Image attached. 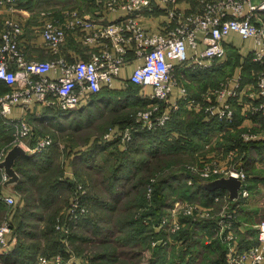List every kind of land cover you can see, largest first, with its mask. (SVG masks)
<instances>
[{
  "label": "built area",
  "instance_id": "built-area-1",
  "mask_svg": "<svg viewBox=\"0 0 264 264\" xmlns=\"http://www.w3.org/2000/svg\"><path fill=\"white\" fill-rule=\"evenodd\" d=\"M17 0H0V6L7 8L4 20L0 25V81L9 87L0 93V113L4 123L12 130L14 143L22 144L30 136L33 128L26 115L32 103L37 102L41 107L56 111L75 109L88 101L92 95L104 87L111 88L118 78L121 69L127 63L128 51L133 58L140 62L132 71L129 81L140 86H150L151 92L147 95L149 109L139 111L132 119L138 130L155 131L166 124L171 118L170 112L164 111L170 106L172 111L179 109L177 103L170 104L169 98L172 86L178 83L174 72L178 64L188 65L198 69L212 66L213 61L225 52V37L236 31L242 38L253 37L255 45L252 48V58L262 68L256 79V94L258 104L252 105L251 112L260 115V125L263 132L249 131L243 133L244 142L264 138V0H198L197 8L193 11L181 9L177 0H104L107 11L119 7L126 8V14L120 19L107 23H98L96 20L80 15L78 10H65L66 18L58 20L48 11H41L44 18L40 33L46 46L53 53L50 59H28L20 45L23 26L20 19L12 15L17 6ZM163 4L165 14L171 22L167 30L154 32L143 27L138 19L142 12L152 13L157 3ZM50 15V17H48ZM74 30L95 50L88 58L68 59L62 54L67 32ZM199 31L203 32L201 36ZM200 43L203 47L198 50ZM194 53L188 56L187 50ZM57 72L56 77L47 76V72ZM183 96L185 89L181 88ZM224 92L221 93V96ZM230 98L218 110L212 106L205 107L208 117L218 122H224L228 129H235L237 123L232 107L237 101L238 93L229 89ZM195 99L189 100V103ZM22 106L20 118H10L9 112L15 105ZM120 133V131H119ZM112 134H106L108 138ZM119 135V134H118ZM130 134H121V145L130 141ZM49 135L36 139L33 145L26 147L32 154L42 153L52 145ZM7 150L0 151V160ZM1 168V167H0ZM215 162L204 161L198 169L204 180H211L219 176L234 175L241 180L238 197L235 200H247L251 195L249 181L243 167H235L229 173L222 174ZM6 177V176H5ZM191 181L189 180V183ZM74 181V188L70 195L65 215L58 214L55 218L54 229L60 239L68 246L69 236L81 219L89 213L88 203L84 199L85 190ZM149 199L151 195H148ZM1 199L11 206L16 203L14 195H1ZM229 200L228 192L220 191L212 196V202ZM195 210L200 215H208L209 210H202L195 204L186 207L187 213ZM207 211L206 213H202ZM196 213V212H195ZM169 216V215H168ZM167 217V216H165ZM239 217L235 206L223 210L217 220V226L226 233L227 249L224 252L227 264H262L264 261V201L261 218L255 224L256 241L243 246L237 240V234L232 229ZM168 219L159 221L157 228H164ZM77 222V224H75ZM179 228L173 220L170 231ZM165 229H168L165 227ZM14 228L9 220L0 223V264L2 256L8 252L10 236L15 239ZM240 242V241H239ZM60 251L46 255H36L33 264H71L70 259Z\"/></svg>",
  "mask_w": 264,
  "mask_h": 264
},
{
  "label": "rangeland",
  "instance_id": "rangeland-1",
  "mask_svg": "<svg viewBox=\"0 0 264 264\" xmlns=\"http://www.w3.org/2000/svg\"><path fill=\"white\" fill-rule=\"evenodd\" d=\"M24 1L17 0L16 3L18 5ZM46 1L52 4H62L67 9L78 6V3H83L82 0ZM40 8L43 10H36L35 14L38 13L40 15L41 11H47L44 7ZM5 14L1 18L0 25L5 18ZM43 19L41 18V23ZM236 53L237 51H229L228 61L220 64L213 61L215 65L222 68V70L219 69L220 76L221 72H224L223 75L226 76L228 72L234 70L236 67ZM177 70L178 67L174 70L176 74L178 73ZM101 92L102 94L93 96V100L89 102V105H92L91 107H77L76 109H81V111L77 112L73 119L78 125L82 124V127L78 128L80 129L79 133H76L80 134V141L84 136L83 134L93 132L95 140L100 146L109 145L105 149H101V147L94 149L91 147L85 151L86 161L78 157V160L73 162L75 168L74 181L79 182L78 184L85 190L84 199L88 203L89 213L84 218L87 223L82 222L81 226L76 227L75 231L71 232V235L77 233L76 237L72 236L71 239L69 238L68 250L70 252L69 256H72L70 259L71 264H151L150 261H153V264H227L224 255L227 249L226 233L217 226L219 215L223 210L235 206L238 217L242 221L238 220L232 231H235L238 235L237 240H239L237 243L240 245L243 241V236L238 234V227L242 226L246 231H252L253 229L256 231L255 224L259 220L257 213L253 211L257 207L256 203L248 202L252 199V194L249 196L250 199L247 198V200L249 199L247 202L250 205L243 202V200L236 201L235 204L231 200L219 202L205 200L193 191L194 179L192 176L199 177L198 169L203 165L204 161L215 162L222 174L229 173L232 168L243 167L247 176H249L248 181L252 186L251 188L259 189L264 184V159L256 158L250 166L245 167L244 159H242L243 154L239 146L237 149L235 148L236 140L239 139L238 141L244 142L242 134L249 131H242L241 129L240 131H238L239 129L236 131H228V129L218 130L217 126L210 125V128H213L214 131H210V128H207L209 129L208 133H205L207 138L198 140V142L202 141L204 143L206 152L200 151L199 147L195 149V152H188L191 150L189 148L187 152L182 154L162 152L157 150V141L160 140L156 135L158 130L152 131L151 134L153 136L147 138L150 132L148 134L141 132L133 124L134 120L132 118L139 111L149 109L146 105L148 102L146 98L141 101V97L134 95V91L132 92L128 89L125 92L123 90ZM98 97L100 100H96ZM145 100L146 103H143ZM34 120L36 121L35 123L33 121L31 123L29 120L28 122L36 128L38 127L37 118L35 117ZM175 120L177 121L178 118ZM197 121L198 119L195 122ZM6 128L9 131L6 132V139L1 142L5 145L4 149L8 150L16 142L14 143L11 129L7 126ZM223 130L227 134H221L223 136L221 137L219 134ZM49 131L51 132L44 135H49L53 143L49 147L50 149L46 150V153H49L51 149L59 145L58 140L66 145L69 139L67 135L55 136L53 135V130L50 129ZM125 132H128L131 138L125 148H123L124 146L121 145V134ZM108 133L112 135L105 138ZM179 134L184 141L188 137L183 135V133ZM177 136L178 134H175L171 136V139L167 138L161 146L168 147L169 142H176ZM140 137L143 139H139ZM113 138L116 139L112 141L111 139ZM178 142L181 141L178 140ZM155 150L157 151L153 153ZM52 153L53 151L50 154ZM211 153L212 155H209ZM58 160V157L55 158L53 163H46L45 161L38 163L31 157L27 160H20V167L25 171L23 173L18 171L23 187L18 189L17 194L27 199V209L24 211L20 210V214L16 215L15 219L13 218L14 220L11 221L15 225L13 230L15 239L12 238L11 234L9 244L12 241L15 242L9 245L12 246V251L7 250L8 252L2 256L1 264H32V258L36 254L47 255L62 247L60 239L55 233L54 224L58 212L65 206L67 207L69 200H65L62 205L50 204L48 208L41 207L37 203L44 191V186L42 185L46 182V179L51 178L53 180L61 177L63 164L58 162ZM138 161H141L140 167L131 175H128V172H122L125 165ZM115 167L119 168L117 174L122 172L120 175L127 179H124L125 185L121 183V180L119 181L120 184L118 186L123 188L124 191H122L120 199L116 201L115 209L108 211L105 205L110 203L113 195H111L108 186V179L111 176V170ZM184 169L192 172V174L189 175L190 172H185L183 171ZM173 172L177 174H173ZM180 172L188 173V176ZM0 174V182L3 185L6 179H4L3 168H0ZM175 177L176 179H174ZM137 180H140V182ZM162 180H165L166 183H159ZM189 180L191 181L190 183ZM157 181L158 184L155 186V191H158L160 195L157 197V193H155L156 199L153 201V199H149L148 195H152L153 185ZM133 182L138 183L135 187L129 186L127 188V185H131ZM14 186L12 187L13 190ZM41 186L43 190L40 189ZM130 203H136L137 205L130 208L128 206ZM143 204L148 208L149 212L144 216L142 222L136 220L133 225L124 224L126 226H123L121 231H116V229L114 233L111 231L109 226L116 222L117 218L123 214L127 217L128 214L132 213H134L133 218H135L138 215L140 206ZM190 204H195L202 210L208 209L209 214L200 215L197 210L187 213L185 210ZM146 207L143 208L146 209ZM6 209L8 210L5 214L7 212L10 213L14 206H7L4 210ZM206 212L203 211L202 213ZM110 214L111 216H109ZM64 215L65 213H61L60 217ZM156 218L159 221L168 219V224L165 226L168 229L164 227L160 228V230L158 228L155 230L158 223H155ZM89 220L92 222L88 224ZM120 220L124 221L125 218ZM173 220L176 224H179V228L170 233L172 232V230L170 231V225L171 227L173 226ZM2 221L3 219L0 220V223ZM102 224L104 226L100 227ZM119 236L127 243H118ZM19 242L23 243L19 244ZM17 248L18 250L20 248L21 251L19 252ZM113 248H116L115 255L111 256L113 259L107 256L101 259L97 258L100 255H97V252H104ZM108 254H111V252Z\"/></svg>",
  "mask_w": 264,
  "mask_h": 264
},
{
  "label": "crops",
  "instance_id": "crops-1",
  "mask_svg": "<svg viewBox=\"0 0 264 264\" xmlns=\"http://www.w3.org/2000/svg\"><path fill=\"white\" fill-rule=\"evenodd\" d=\"M82 2H83L82 4L78 3V6L75 7L73 6L74 9L78 10L80 15L94 19L98 23H107L109 21L120 19L123 16H125V14L127 13L126 8L124 7H119L118 9L113 11H107L106 8L104 7V0H82ZM177 4L181 9L185 11H193L195 8H197L198 0H177ZM40 7H44L45 10L50 12L52 17L58 20H64L66 18L64 9L67 8H64V6L59 3L52 4L51 2H47L46 0H25L24 2L16 6V9L13 10L12 15L20 19V21L22 22L23 33L21 34L20 45L28 59H50L54 57L53 53L46 46L43 36L40 33V26H41L40 21L41 18L43 17L38 13L35 14L36 10H43ZM163 8H164L163 4L158 2L154 12L152 13L142 12L141 14H139L138 19L140 23L143 25V27L154 32H163L167 30V28L170 25L169 21L171 22V20L170 17L167 14H165ZM6 10L7 8H4L2 6L0 7V22H1V18L3 17V14L7 12ZM202 34L203 32L199 31L198 35L201 36ZM224 44H225V52L223 55L217 57L214 60L215 63L220 64L222 62L228 61L227 56L229 51H237L236 53L237 57L235 60L236 67L234 66L235 67L234 70L228 72L226 76L223 75L224 72H221V76H220L219 69L222 70V68H219V66L215 65L214 62L212 63L214 64L213 66L205 69H198L191 66L189 67L188 65H181V64L177 65L178 83L172 86L169 102L170 104L173 105L177 103L179 105V109L176 111H172L169 106L165 108L164 111L170 112L171 114V118L168 120L170 121L168 123L169 125L174 123L176 121L175 120L176 118H178V120L176 123L172 124L173 130L168 131L167 132L168 135L166 134V137H164L165 136L164 135L163 138H165L166 140L167 138L171 139L172 135L178 134V136L176 142H169V146L167 148L168 151H170V148L177 146L178 149L173 150L174 153L182 154L187 152V149L189 148L191 150L188 152H195V149H197L198 147L200 148V151L206 152V150L204 149L206 148V146L202 141L198 143V146L193 144L186 145V143H184V141L182 140L181 142H178L179 140L178 138L180 136L178 133L179 131L177 128L178 125L177 123L183 124V126L185 127V123L197 124L200 122L202 123L209 122L211 118H209L207 113L205 112V107L212 106L216 110H218V108L230 98L229 89L233 91H237L238 96H237V101H233L232 104L235 113V120L237 123V127L231 130L228 129V131H236L238 129H239L238 131H240L241 129L242 131L257 132V130H259L263 132V130H261L262 128L260 127V122H262L260 115L257 114L256 112H251L252 105L258 104L260 101L255 96L252 95L256 94V79L262 68V66L252 58L251 52H252V48L255 45V40L253 37L244 39L239 35L238 32L231 31L225 37ZM202 47L203 45L202 43H200L198 50H201ZM94 50H95L94 45H89L84 43L80 38V36L74 30L72 29L68 30L66 42L62 49V54L66 58L85 59L88 58ZM193 53L194 50L188 48L187 50L188 56H191ZM127 59L128 61L121 69L118 78L114 80L112 87L108 89L116 90V91L123 90L124 92L127 90L126 86L128 85L129 77L132 71L134 70V68L140 62V60L137 61L136 59L133 58V53L131 50L128 51ZM57 75H58L57 72H52V71L47 72V76L49 77H56ZM136 85L138 86V88L135 89L134 95L141 97L142 98L141 101H143L144 98L147 99L146 97L147 95L144 94L150 93L152 90L151 87L150 86L144 87V86H140L139 84ZM181 88L185 89L186 95L183 96ZM8 89L9 87L0 81V93L5 92ZM222 92H224V95L221 96ZM191 99H195L196 100L195 103L194 102L189 103V100ZM89 102L90 99L84 102L83 104H81L80 106L91 107L92 105H89ZM80 111L81 109L78 110L76 108L56 111L53 109L41 107V105L38 104L37 102L32 103L28 109L26 118L28 117V120L31 123L32 121L35 123L36 121L34 120V118L36 117L38 127L34 128V125L30 124L33 128V132L30 136L25 138L21 144V146H23L24 148L33 145L38 137L43 136L46 133H50L51 132L49 131L50 129L54 131L53 135L55 136L67 135L69 139L68 142H66V145H64L63 142H59L60 140H58V144H59L57 145L58 147L56 146L55 148L51 149L49 153H46L47 152L46 150H48L46 149L39 154H29V153L27 154L28 156L33 158L34 161L38 163L44 161L46 163H51V162L53 163V161H55V158L58 157L59 158L58 162L63 164L61 168L62 176L68 181L71 180V182L74 181L75 168L73 162L78 160V156H79L78 150L82 149L83 151H85L89 149L90 147L89 144L95 138L94 133L90 132L83 134L84 135L83 138L81 139V141L79 140L80 134H76V133H79L78 131H80V129L78 128L82 127V124L78 125L76 122L73 121V119L76 113ZM22 115H23L22 106L18 104L11 108L8 116L10 118L16 119V118H20ZM196 119H198L197 122H195ZM0 120H1L0 145H2L0 146V151H2L5 148L4 147L5 145H3L2 142L6 139L5 135L6 132L9 130L6 128V126L8 127V125L4 123V118L1 116V113H0ZM180 127L182 126L180 125ZM224 130L221 131L219 136L223 137L222 135L226 133V131ZM151 136H153V134H149L147 138ZM139 139H143V138L140 137ZM261 139L264 138H258L257 140H261ZM235 148L237 149L236 146ZM52 151H53L52 154L54 155L50 154ZM209 155H212V153ZM22 156L23 155L18 157L17 160H19ZM5 178L6 177L4 175V179ZM249 186L250 188L252 187L251 184H249ZM71 188H72V184L62 185V187L58 189L56 198L54 199V203L52 204L62 205L65 203V200L68 201L70 198L69 195L71 194V190H72ZM254 188L255 187L250 189L252 194V199L249 200L250 199L249 198L248 199L249 201L243 200V202L245 203L255 202L257 207H255L253 211L257 213V216L260 219L263 212L264 184H262L259 189H254ZM12 190H13L12 188L5 187L0 182V196L14 195L16 197L17 202L15 204L16 206L14 205V209L12 210L13 212L10 211V213L7 212L6 214L5 212L8 209L4 210L5 207L7 206L12 207V206L6 204L0 198V217L4 215L1 219L4 220L7 218V220H9L10 222L11 220H13L15 214L18 215L20 214L21 211L25 210L24 208L25 203L23 198L20 197V194L16 193L15 188L13 191ZM236 201L239 200L234 199L232 200V203L235 204ZM250 203L248 204L250 205ZM65 210H66V206L60 209L58 214L64 213ZM240 219L241 218H239V221H242ZM238 229H237L238 234H240V236H243L242 238L243 241L241 240L243 246H248L250 244L255 243L256 232L254 231V229L252 231L250 230L246 231L245 229L242 228V226L238 227ZM14 242L15 241H12L10 244ZM22 243L23 242H19V244ZM9 245L7 249L9 251H12L11 248L12 246ZM18 251L20 252L21 249L19 248ZM262 264H264V261L262 262Z\"/></svg>",
  "mask_w": 264,
  "mask_h": 264
},
{
  "label": "trees",
  "instance_id": "trees-1",
  "mask_svg": "<svg viewBox=\"0 0 264 264\" xmlns=\"http://www.w3.org/2000/svg\"><path fill=\"white\" fill-rule=\"evenodd\" d=\"M137 88H138V86L134 82H131V81H129L128 82V85L126 86V89H128L129 91H132V92L133 91L135 92V89H137ZM101 91H112V90L111 89H108V88H103L99 92L94 93L92 95V97L90 98V101L93 100V96H95L97 94H102ZM100 97H102V96H100ZM96 100H100V98L98 97V99H96ZM144 102H146V100ZM169 122L170 121H168L164 127H162V128L160 127V128H157L156 129V130H158V132L156 133L157 138L160 139L159 141H157L158 142V144H157L158 149L157 150H160L162 152H167V153L168 152L174 153L173 150H177L178 149L177 146H174L173 148H170V151H168V149H167L168 147L167 146H164V145L161 146L162 144H164V141H166L165 138H163L162 135L165 134L164 137H166V134L168 135L167 132L173 130L172 124L176 123L177 121H175L174 123H172L170 125L168 124ZM177 124H178L177 125V128H178V131H179L178 133H183V135H187L188 136L185 139V141L183 140V137L180 134H179L180 137L178 138L180 141L181 140L184 141V143H186V145H188V144L198 145V143H199L198 140L199 139L207 138V135L205 133L206 132L208 133V130L209 129H207V128H210V125L211 126H217L218 127V130L228 129L227 128V125L224 122H218V121L212 120V119L209 122H206V123H202V122L197 123V124H194V123H185V127L183 126V124H179V123H177ZM180 125L182 127H180ZM183 127H184V130H183ZM211 130H213V128H210V131ZM139 131L145 132L147 134L149 132H150L149 134L152 133L151 131H145V130H139ZM195 137H197V138H195ZM115 139L116 138H113L111 140L113 141ZM238 140H236V142H235L236 145L235 146L237 148L239 146L240 151L243 154V158L242 159H244L243 163L245 164V167L250 166L255 161L256 158H264V139L255 140V141H251V142H242V141H238ZM89 145H90L89 148L92 147V148L95 149L96 147H98V148L101 147V149H105L106 146H108L109 144L104 145L105 147L103 145L100 146L99 143L94 138ZM157 150L153 151V153H155ZM85 151L82 152V149H79L78 150V153H79L78 154L79 155L78 157H81V159H84L86 161V158H85V153L86 152ZM29 157L30 156H28V154L27 155H23L19 160H17L15 162L14 167H15L16 171H19L21 173H23L25 171L24 169H22L20 167V160H22V159L27 160ZM140 163H141V161H138V162H134V163H130L128 165H125V168L122 170V172H128L127 174L128 175H131L134 171H136L140 167L139 166ZM118 171H119V168L118 167H115L113 170H111V176L108 179L109 180L108 181V186L110 188L111 195L113 194L112 197H111L110 203H108V205H105V207L107 208L108 211H112V210L115 209V207H116V205H115L116 204V201H118L120 199L121 193H122V191H124V189L123 188H120L118 185L120 184V182H119L120 180H121V183L123 185H125L124 184V179H127V178H124V176H121L120 175L122 172L120 174H117ZM183 171L190 172V171L185 170V169ZM180 173H182L183 175L188 176V173H186V174H184L183 172H180ZM173 174H177V173L173 172ZM190 174H192V172H190L189 175ZM128 175H126V176L129 177ZM192 178L194 179V183H193V186H192L194 188L193 191L196 194L202 196L203 199H205V200L212 201V196L213 195L217 194L220 191H226L224 189H214V190H208V189H206L204 187V185H203L204 179L200 175H199V177L192 176ZM174 179H176V177ZM137 181L140 182V180H137ZM138 182H133L131 185H127V188L129 186H134L135 187V185ZM159 183H166V182H165V180L164 181L162 180ZM64 184H66V185H69V184L71 185L72 184V188L71 189L73 190V188H74V181L73 182H71V180L68 181L67 179H65L62 176V174H61V177H59L57 179H53V180L51 178L46 179V182L42 185V186H44V191L42 192V194L39 197V200L37 202L38 205H40L41 207H44V208H48L49 205L52 204L53 203V200L56 198L58 189L60 187H62V185H64ZM157 184H158V181L153 185V189H152V195H151V198L150 199H153V201H155V199H156L155 193H157V197H158V195H160V193L158 191L157 192L155 191V186ZM42 186H41L40 189L43 190ZM22 187H23L22 186V180L19 179V181L14 186V188L16 190V193H18V189H20ZM20 197L23 198L21 195H20ZM23 200H24V203H25V206L24 207H25V210H26L27 209V206L26 205H27L28 201H27L26 198H23ZM229 200L232 201L234 199H230L229 198ZM136 205H137L136 203H130V204H128V206L130 208H133ZM143 207H146V206L144 204L142 206H140V208H139L140 210L138 211V215L135 218H133V214L134 213L128 214L127 217H125V214H123L122 216H120L119 218H117L118 220L116 222H114L113 224H111V226H109V228L111 229V231L113 233H114L115 229H116V231H121L123 229V226L125 227L126 225H131V224L133 225L136 222V220L137 221L140 220L142 222V219L144 218V216L148 214L147 212H149V210H148L147 207H146V209H144ZM15 215H14V217H15ZM87 216H88V214L84 218H86ZM109 216H111V214ZM84 218L79 221L77 227L81 226V223L82 222L87 223V221L84 220ZM121 218H125V220L122 221V220H120ZM157 219L158 218H156L155 223H157V222L159 223V220H157ZM119 221L121 222L120 224H119ZM91 222L92 221L89 220L88 224L91 223ZM158 223H157V225H158ZM11 224H12L13 228L15 229V225H13V222H11ZM124 224H126V225H124ZM140 224H142V223H140ZM103 226H104L103 224L100 225V227H103ZM156 228L157 227H155V230H156ZM132 229H134V228L132 227ZM97 232H98V230H97ZM55 233L59 237V234L56 231H55ZM76 235H77V233H75L74 235L72 234V235L69 236V238L71 239L72 236L76 237ZM102 235L104 236V234H102ZM59 239H60V237H59ZM118 239H119V241H117L118 243H124V244L127 243V241L124 242L125 240L123 238H120V236L118 237ZM120 241H123V242H120ZM60 242L62 244V247H60V249L54 250L52 253H48L47 255H52V254H55V253H57V252L60 251L62 254L65 255V257L69 256L70 255V252L68 250V246L65 245V243L61 239H60ZM115 249L116 248H113V249H110V250H105L104 252L99 251V252L96 253L97 255L100 254V255L97 256V258L98 259H101V258L107 256L108 258L113 259V258H111V256L112 255H115ZM17 250H18V248H17ZM109 252H111V254H108ZM36 255L33 257L34 259H35ZM33 258H32V264H33V261H34ZM150 262H151V264H153V261H150Z\"/></svg>",
  "mask_w": 264,
  "mask_h": 264
},
{
  "label": "water",
  "instance_id": "water-1",
  "mask_svg": "<svg viewBox=\"0 0 264 264\" xmlns=\"http://www.w3.org/2000/svg\"><path fill=\"white\" fill-rule=\"evenodd\" d=\"M26 149L18 143L13 144L0 161V167L4 169L6 176L3 185L12 188L19 181V174L14 165L18 157L26 155ZM203 185L208 190L224 189L228 192L230 199L238 197L241 180L234 175L219 176L211 180H204ZM13 189V188H12Z\"/></svg>",
  "mask_w": 264,
  "mask_h": 264
}]
</instances>
